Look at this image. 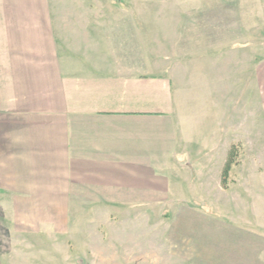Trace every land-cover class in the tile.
<instances>
[{"label": "rangeland", "instance_id": "obj_1", "mask_svg": "<svg viewBox=\"0 0 264 264\" xmlns=\"http://www.w3.org/2000/svg\"><path fill=\"white\" fill-rule=\"evenodd\" d=\"M37 4L145 30L170 56L185 150L171 200L143 206L33 210L0 185V264H264V0H0V18Z\"/></svg>", "mask_w": 264, "mask_h": 264}, {"label": "crops", "instance_id": "obj_2", "mask_svg": "<svg viewBox=\"0 0 264 264\" xmlns=\"http://www.w3.org/2000/svg\"><path fill=\"white\" fill-rule=\"evenodd\" d=\"M35 8L0 18L1 195L33 210L171 200L185 149L170 56L143 29Z\"/></svg>", "mask_w": 264, "mask_h": 264}]
</instances>
